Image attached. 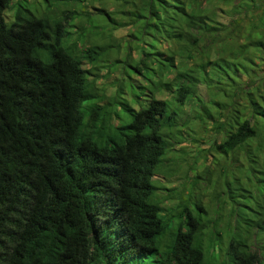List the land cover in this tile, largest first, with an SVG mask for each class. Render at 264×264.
<instances>
[{
    "label": "trees",
    "instance_id": "trees-1",
    "mask_svg": "<svg viewBox=\"0 0 264 264\" xmlns=\"http://www.w3.org/2000/svg\"><path fill=\"white\" fill-rule=\"evenodd\" d=\"M41 1L42 11L0 0V264H260L264 0H111L114 11ZM76 18L66 26L105 41L77 53L64 26ZM122 26L132 31L117 41L110 31ZM110 53L126 84L116 78L104 100L82 64ZM200 83L210 97L194 117L221 135L219 208L208 221L199 201H179L166 219L151 177L173 151L169 133L186 132L181 108ZM255 189L253 201L243 194Z\"/></svg>",
    "mask_w": 264,
    "mask_h": 264
},
{
    "label": "rangeland",
    "instance_id": "rangeland-1",
    "mask_svg": "<svg viewBox=\"0 0 264 264\" xmlns=\"http://www.w3.org/2000/svg\"><path fill=\"white\" fill-rule=\"evenodd\" d=\"M85 2H88L87 5L95 6L92 8L104 7L105 10L108 11H114L119 7L118 2L111 0H106L105 3H99L97 0H88ZM28 3L31 7L35 6L38 8L39 11H42L47 4H44L41 0H28ZM219 5L225 4L219 3ZM62 7L63 5L60 4L59 9ZM69 8H75L74 2L69 4ZM88 8L92 12L94 11V9L90 8V6ZM11 12L12 10L9 8L4 11L5 16H7L6 18L10 17ZM56 14L59 15L57 11ZM219 17L222 18L226 16L225 14H221ZM119 19L123 20V18ZM64 20V26L69 23H73L77 26L79 25L77 22L78 18L73 19V21L67 19ZM66 28L70 33L68 42L76 43L78 49L77 53L83 52L82 49L91 44H99L102 43V40L105 41L104 39L93 38L89 36L88 33L87 36H82V38L80 37L81 35H79L81 32L77 29V27L66 26ZM131 31V26H122L113 29L112 32L110 31V34L112 37L116 38L117 41H120L122 38H126L129 35L128 33ZM105 33H107V31H105ZM162 47L158 46V48ZM114 57L115 54L110 53L107 56L108 62H102L94 66V64L89 65L83 60L82 64L83 68L89 69L91 77L88 76V78L94 79L95 86L100 89L99 93L103 94L104 100H110V97L114 94V90L116 89L115 79L121 77L123 78L119 68L116 69L111 66V62ZM211 58L212 57H210V59ZM174 62L176 63V61ZM186 64H189V60H186ZM133 74L134 75H132L128 81L132 82L131 84L134 86L135 92H137L138 89H141L140 87L144 84V82L140 75L135 72H133ZM122 78L121 82L126 84L125 80ZM195 93V96L190 97L185 101L183 108H181V117L178 119V121L185 120L186 125H188V128L185 129L186 132L184 134L180 133L178 137L175 136V133H169V136H171L168 142L173 151L167 152L163 155L164 157L161 156L163 161L161 160V162L154 166V175L151 177L152 184L158 188L154 193V199L158 201L162 209V214L165 215L166 219H168L167 217L169 215L172 217L175 216L176 212L173 211V209L179 201L184 202L188 200L190 203L193 202L191 208H193V205L199 201L207 212L208 221L211 220V218L215 215V211L219 208V155L216 153L213 144L214 142L219 141L221 135L214 133L206 120L201 121V119L194 117L195 109L201 105L199 99L207 102L210 97V95H208L209 92L207 88L202 83L196 86ZM146 95L147 93H144L142 97L146 99ZM157 96L167 99L168 103L171 105L175 104L173 102L174 97L171 96V92L169 91H160ZM125 97L127 99L130 98L129 95ZM131 105L133 109H138V105L134 103L133 100ZM116 109L118 110V108ZM191 110L194 111L191 112ZM125 113L126 116L121 114L120 118L122 119L121 121L128 122L130 120V115L128 112ZM184 114L185 116L183 117ZM114 122L117 123V120ZM165 130H163V133H165ZM114 132L120 136L118 130H114ZM120 132L123 134L128 133L126 130H120ZM161 187L165 189H161ZM260 193L262 194L260 189H255L253 192L248 191V193L243 194L252 197L250 200L253 201L256 197H259ZM195 213L196 215L198 214L196 211ZM208 231H210L209 228L205 231L206 236L210 235ZM220 234L222 243H224L225 233L223 229H221ZM250 248L251 250H256L258 246H255L254 244L251 245ZM216 252H219L217 251V246H212L208 249V254H215ZM259 260L260 264H264L263 257L260 256Z\"/></svg>",
    "mask_w": 264,
    "mask_h": 264
}]
</instances>
